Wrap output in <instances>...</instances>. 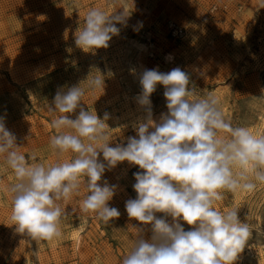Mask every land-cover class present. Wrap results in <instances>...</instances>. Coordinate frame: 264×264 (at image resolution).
Returning <instances> with one entry per match:
<instances>
[{
  "label": "rangeland",
  "instance_id": "rangeland-1",
  "mask_svg": "<svg viewBox=\"0 0 264 264\" xmlns=\"http://www.w3.org/2000/svg\"><path fill=\"white\" fill-rule=\"evenodd\" d=\"M92 8L128 16L126 24L116 25L120 33L107 48L86 51L76 46L75 34ZM157 67L161 72L180 67L190 75L195 98L218 97L233 127L264 133V0H0V117L29 164L57 161L51 122L61 114L50 107L56 91L71 86L85 90V110L101 118L109 113V146L126 145L147 116L135 101L139 74ZM100 75L104 87L89 88L88 81ZM164 91L157 85L150 97L155 123L168 113ZM79 110L67 115L75 119ZM98 159L103 161L102 152ZM138 171L143 170L124 161L99 182L118 185L108 202L119 210L118 218L105 224L80 210L88 194L82 177L80 195L60 202L67 213L62 236L36 242L12 225L8 189L16 179L0 155V264H122L139 235L151 237L150 226L130 219L125 209V201L136 198L133 173ZM221 194L217 210L237 209L252 232L234 264H264V185L252 193ZM181 223L186 231L194 227Z\"/></svg>",
  "mask_w": 264,
  "mask_h": 264
},
{
  "label": "clouds",
  "instance_id": "clouds-1",
  "mask_svg": "<svg viewBox=\"0 0 264 264\" xmlns=\"http://www.w3.org/2000/svg\"><path fill=\"white\" fill-rule=\"evenodd\" d=\"M113 13L89 10L75 34L76 46L86 51L107 48L120 33L116 25L126 24L128 16L126 11ZM189 83V73L180 67L168 72L144 69L135 101L145 110L146 121L135 127L138 138L130 136L126 145L115 147L109 146V113L101 118L85 110L81 106L85 90L80 85L58 89L50 107L61 114L51 122L56 134L50 146L58 159L48 165L29 164L0 117V155L16 179L8 189L15 231L36 242L59 239L67 215L60 202L80 195L82 177L87 178L88 194L80 210L109 224L120 216L108 203L118 185L99 182L106 170L127 161L143 171L133 173L137 195L125 201V209L130 219L150 226L151 237L139 235L122 264H234L252 235L251 228L239 220L237 209L220 211L215 205L224 199V190L252 193L258 184L264 185V133L233 127L224 118L219 98L209 93L197 99ZM88 85L93 90L103 88V77ZM157 85L165 88L168 109L159 123L152 120L150 99ZM77 108L76 118H69L67 114ZM101 152L103 161L98 159ZM66 153L74 155L64 159ZM181 221L194 227L186 231Z\"/></svg>",
  "mask_w": 264,
  "mask_h": 264
}]
</instances>
